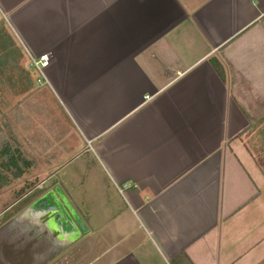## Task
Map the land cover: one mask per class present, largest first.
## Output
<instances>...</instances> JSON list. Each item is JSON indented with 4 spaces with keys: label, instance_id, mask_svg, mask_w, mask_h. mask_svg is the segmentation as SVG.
I'll return each mask as SVG.
<instances>
[{
    "label": "crops",
    "instance_id": "obj_1",
    "mask_svg": "<svg viewBox=\"0 0 264 264\" xmlns=\"http://www.w3.org/2000/svg\"><path fill=\"white\" fill-rule=\"evenodd\" d=\"M6 46L49 63L3 156L47 174L33 204L62 193L90 264H264V0H0Z\"/></svg>",
    "mask_w": 264,
    "mask_h": 264
},
{
    "label": "rangeland",
    "instance_id": "obj_2",
    "mask_svg": "<svg viewBox=\"0 0 264 264\" xmlns=\"http://www.w3.org/2000/svg\"><path fill=\"white\" fill-rule=\"evenodd\" d=\"M18 51L10 46L4 55L0 56V151L17 147L13 120H22L23 117L28 119L35 111L38 113L39 98L43 97L39 92L29 90L30 72L34 75L37 72L30 69L27 65L28 61L24 60L20 51V61L10 63L12 58L14 62L19 58ZM31 102L34 106L37 105L34 111H27L22 107L23 104ZM5 156L0 154V264H25L29 260L33 264L39 259L36 258L33 250H30L28 244H23L25 237L22 234L45 235L50 244H56V236L52 235L46 226L54 215L53 211L38 216L34 214V210H31L36 199L48 190V186L34 189L39 179L47 174L42 173L37 177L22 174L16 176L14 168L5 169L1 165L8 161ZM16 161L18 166L22 167L23 159L18 158ZM30 161L34 164L37 160ZM258 162L264 171V159ZM85 193L86 199L94 194L92 191ZM24 214H27L26 217H23ZM83 240L80 237L71 240L63 237V244L56 245L58 252L51 257L48 255L40 264H90L93 257L86 251V241ZM33 243L32 241L31 244ZM25 253L27 255L23 260Z\"/></svg>",
    "mask_w": 264,
    "mask_h": 264
},
{
    "label": "bare ground",
    "instance_id": "obj_3",
    "mask_svg": "<svg viewBox=\"0 0 264 264\" xmlns=\"http://www.w3.org/2000/svg\"><path fill=\"white\" fill-rule=\"evenodd\" d=\"M55 196H57L58 199H56ZM59 200L65 202V198L63 197L61 192H59V195H55V193L48 194L39 204L37 203L38 205L35 204L34 206H32L31 210H34V214L39 216L42 213H46L48 211L56 209L57 213L49 219L47 226H49V228H51L52 230L60 228L66 230V237L70 238L71 240L79 234H75L76 230L73 224L70 223L68 216L65 215L63 211V209L65 210L66 208H63Z\"/></svg>",
    "mask_w": 264,
    "mask_h": 264
},
{
    "label": "built area",
    "instance_id": "obj_4",
    "mask_svg": "<svg viewBox=\"0 0 264 264\" xmlns=\"http://www.w3.org/2000/svg\"><path fill=\"white\" fill-rule=\"evenodd\" d=\"M49 63V56L48 55H42L38 58L30 57V68L36 70L37 72L42 73V70H44Z\"/></svg>",
    "mask_w": 264,
    "mask_h": 264
},
{
    "label": "trees",
    "instance_id": "obj_5",
    "mask_svg": "<svg viewBox=\"0 0 264 264\" xmlns=\"http://www.w3.org/2000/svg\"><path fill=\"white\" fill-rule=\"evenodd\" d=\"M2 155H7V149H4L3 152H2ZM7 163H4L1 164L5 169H10V168H16L15 169V175H20V170L17 168L18 164H17V161L16 159H12L11 157L10 158H7Z\"/></svg>",
    "mask_w": 264,
    "mask_h": 264
},
{
    "label": "flooded vegetation",
    "instance_id": "obj_6",
    "mask_svg": "<svg viewBox=\"0 0 264 264\" xmlns=\"http://www.w3.org/2000/svg\"><path fill=\"white\" fill-rule=\"evenodd\" d=\"M61 203H63V201L62 200H59ZM63 208H66V207H63ZM47 222V221H46ZM29 234H27V236H28ZM27 255V253H25V254H23V257H22V259L25 257ZM25 259V258H24ZM23 259V260H24ZM25 264H32V262H30V260L29 261H26L25 262ZM34 264V263H33Z\"/></svg>",
    "mask_w": 264,
    "mask_h": 264
},
{
    "label": "water",
    "instance_id": "obj_7",
    "mask_svg": "<svg viewBox=\"0 0 264 264\" xmlns=\"http://www.w3.org/2000/svg\"><path fill=\"white\" fill-rule=\"evenodd\" d=\"M41 201H42V200H41ZM41 201H39V202H37V203L39 204ZM37 203H36V205H38ZM52 211H54V210H52ZM77 224H78V226H79L80 228H82V225H81L80 223L77 222Z\"/></svg>",
    "mask_w": 264,
    "mask_h": 264
}]
</instances>
